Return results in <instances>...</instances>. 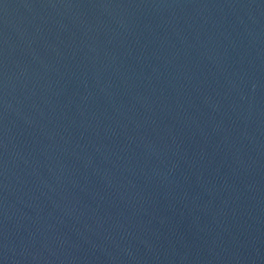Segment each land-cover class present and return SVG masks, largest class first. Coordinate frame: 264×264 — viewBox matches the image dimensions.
I'll list each match as a JSON object with an SVG mask.
<instances>
[{"label":"water","instance_id":"water-1","mask_svg":"<svg viewBox=\"0 0 264 264\" xmlns=\"http://www.w3.org/2000/svg\"><path fill=\"white\" fill-rule=\"evenodd\" d=\"M0 264H264V0H0Z\"/></svg>","mask_w":264,"mask_h":264}]
</instances>
